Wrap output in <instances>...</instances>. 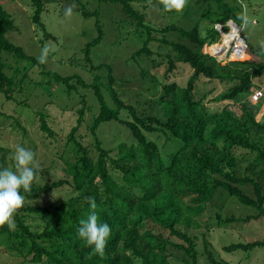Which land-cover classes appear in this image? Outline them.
<instances>
[{"label":"trees","instance_id":"trees-1","mask_svg":"<svg viewBox=\"0 0 264 264\" xmlns=\"http://www.w3.org/2000/svg\"><path fill=\"white\" fill-rule=\"evenodd\" d=\"M96 1L121 4L125 18L133 25L131 32L140 42L130 57L147 58L139 76L144 81L148 79V86L131 97L114 85L116 75L110 63L92 62L91 50L104 36L98 7L89 8L88 0H74L84 17L96 18L98 35L83 48L85 64L95 72L107 69L106 77L94 73V80L89 83L79 73L62 74L49 68L38 56L10 41L7 32L17 30L18 26L0 3V98L17 102L21 108L29 107L16 98V91L22 90L26 82L34 84L36 89L44 82L63 84L68 95L75 92L79 98L75 124L63 137L64 141L50 151L58 158L64 175L40 183L37 178L46 175L51 167L42 162L35 167L37 173L31 190L27 193L21 190L24 199L30 201L64 190L71 195L57 202L22 203L11 217L13 224H0V247L13 252L23 262L37 264H137V260L140 264H204L200 263L202 255L210 264H222L205 233L200 252L198 237L188 228L192 217L203 213L204 205L214 200L218 189L254 207L257 213L241 217L216 212L215 224L206 225L209 229L236 221L264 219L263 183L254 176L238 173L243 160L251 158L254 168L264 164L263 137L253 134L255 125L264 131V125L255 119L260 100L253 101L252 97L258 88L253 79L264 73V57H260L264 55V44L254 47L247 43L249 58L224 64L203 51L206 44L220 40L216 25L234 20L233 14L241 10L226 0H215L217 8L210 24L203 27L198 20L190 28L175 21L165 26L154 25L134 4L139 2L146 8L148 3H155L164 13L176 11L165 10L162 0ZM31 3L32 20L43 29L44 37L56 38L41 19L46 0H31ZM225 28L228 30L229 26ZM7 55L13 62H8ZM162 65H166L163 74L153 73L154 68ZM185 66L191 68L187 77L180 71ZM35 67L39 71L33 77L30 72ZM174 72L180 75L179 81L171 79ZM216 81L231 83L211 98L227 102L223 108H211L206 102L214 92ZM80 85L92 88L99 103L97 113L88 104L87 95L79 91ZM232 102L241 103V115L229 108ZM147 107L155 108L156 112H150ZM91 111L93 118L87 124V134L81 127ZM34 117L32 126H37L54 142L56 130L49 114L41 108L34 111ZM0 119L21 131L23 137L28 136L20 113L9 114L0 108ZM109 121L125 126L133 140L128 142L124 136L118 139L111 133L114 142L119 143L115 148L107 147L98 128ZM149 133L161 135L164 144L160 146L157 140L149 138ZM87 135L91 138L85 143ZM21 144L25 145L23 141ZM31 144H35L32 138L28 145ZM9 149L0 144V168L10 169ZM31 150L36 153L37 147ZM247 185L252 186L253 195L244 190ZM90 199L94 200L95 209L89 207ZM91 211L97 213L98 222L110 227L102 255L77 234L79 221L86 219ZM28 217L38 219L41 227L28 223ZM259 246H264V239L226 244L223 248L252 250Z\"/></svg>","mask_w":264,"mask_h":264},{"label":"rangeland","instance_id":"rangeland-1","mask_svg":"<svg viewBox=\"0 0 264 264\" xmlns=\"http://www.w3.org/2000/svg\"><path fill=\"white\" fill-rule=\"evenodd\" d=\"M85 2L87 0H84ZM88 7L93 9L98 7L100 9V20L104 27V36L100 43L93 46L91 50L92 62L98 64L101 62L110 63L113 66L114 74L116 75L115 86L121 93H127L130 97L132 94L141 91L142 88L148 86V79L140 78L139 70L146 65V56H140L137 59H132L133 52L140 46L137 36L131 32L133 25L125 18L122 11L121 4L118 2H100L96 0H88ZM230 5L240 6L241 10L236 11L234 21L241 27L240 33L248 44L257 47L264 44V0H226ZM3 7L11 13L18 26L17 30H10L6 36L10 41L17 45H22L24 49L30 53L38 56L43 55V61L49 68H52L62 74H81L89 83L94 80V73L99 72L100 75H107V69L104 68L100 71L90 70V65L85 64L83 48L86 43L98 35L96 27V18L84 17L79 10L78 6L74 5V0H46L45 9L42 12V22L45 24L46 29L51 32L56 38L44 37V31L38 23L32 20L33 6L31 0H0ZM137 8L145 12L147 20L157 26H165L168 23L176 22L186 28L193 26L196 21L200 20L201 25L206 27L210 24V19L217 8L215 0H184L181 10L172 13H164L163 10L155 3H148L145 5L141 3H134ZM71 8L70 13H66V9ZM205 13H208L205 17ZM232 32L227 35L229 40L233 41L237 38L238 47L230 54L229 57H224L221 63H227L231 60H244L250 57L245 50V41L239 35V28L234 23L232 24ZM225 30H227L225 28ZM225 40V42H226ZM230 44V42H229ZM228 44V45H229ZM223 43L213 45L212 52H218ZM247 48V47H246ZM46 50V51H45ZM203 51H209L207 46ZM220 57L225 56V53H219ZM264 57V55H260ZM8 62H13V58L7 55ZM41 59V58H40ZM166 65L153 69L155 74H163ZM188 66L183 67L180 71L183 76L187 77L191 70ZM39 69L34 68L30 74L36 76ZM171 77V76H170ZM105 79V80H104ZM103 80L107 82L106 78ZM171 79L180 80V75L174 72ZM44 80V79H40ZM44 82V81H43ZM147 83V84H146ZM255 87L264 89V73L253 79ZM214 92L208 96L206 102L211 108H223L227 102L213 101L211 99L217 96L220 92L227 89L231 83L216 81ZM213 85V84H212ZM80 90L88 97V104L93 105V110L98 112V100L92 92V88L82 87ZM107 90L105 91V93ZM126 95V94H124ZM16 98L23 100L24 103L29 104V107H19L17 102L2 99L3 106L0 108L9 114L20 113L22 122L28 128V136L23 137L21 131L13 129L9 123H2L0 119V144L9 147L8 159L10 169L15 170V150L17 146H22L31 150L33 146L37 147L35 155V165L37 167L42 162V165L51 166L46 175L39 176L37 179L40 183L46 180H51L58 176H63L64 171L58 158L51 154L50 151L56 149V145H60L64 141L63 137L75 124L77 114L76 108L79 106V98L77 94H67L63 84L43 83L38 89L34 84L26 82L22 90L16 91ZM52 98V99H51ZM51 99V100H50ZM241 104V103H240ZM238 102L229 104L237 116L241 115V105ZM258 113L255 117L256 122L264 125V96L258 102ZM44 110L49 114L51 125L56 130V140L53 142L49 137L44 136L37 126L33 127L34 109ZM152 113L156 112L155 108L147 107ZM33 109V110H32ZM18 110V113L17 111ZM147 110V112H148ZM92 113L88 112L85 116V121L81 127V131L87 133V124L92 121ZM123 112L122 115H125ZM83 128V129H82ZM253 134L256 136L261 135L262 142L264 143V131L259 130L255 125L253 127ZM98 133L101 139L105 142L107 147L115 148L119 142H114L111 133L116 134L115 137L121 138L131 142L133 139L129 137V130L123 125H117L114 121L104 122L98 128ZM88 134V133H87ZM119 134V135H117ZM149 138L155 139L159 145L164 144V139L157 133H149ZM35 140V144L28 145L30 139ZM91 136L87 135L84 142H89ZM58 140L60 142H58ZM25 145H22L21 142ZM176 142V141H175ZM174 147V144H171ZM48 147V148H47ZM167 148V147H166ZM169 149V146H168ZM54 161H51L53 160ZM56 162V163H55ZM55 163L54 166L51 164ZM238 173L248 174L259 179L264 186V164L254 168L251 164V158L241 161ZM244 190L253 195L251 185L244 187ZM214 200L204 205L203 213L193 216L191 225L189 226L190 232L196 234L199 243L198 247L200 252L203 251V233L206 238L210 239L211 248L214 255L222 264H264V246L255 247L252 250L235 249L227 251L223 247L226 244L237 242H250L254 240L264 239V219L253 218L249 222H232L227 226H213L210 229L207 224H215L216 212H221L224 216L236 215L245 217L248 214H256L257 210L252 206H248L239 202L235 197L227 195L220 189L217 190ZM67 191H58L46 195L38 200L24 199L22 203L43 204L47 202H57L70 196ZM27 222L33 224L34 227L39 228L38 219L33 217L26 218ZM13 224V222H11ZM208 234V235H207ZM4 247H0V264H37L35 262L21 261L20 258L13 252H5ZM202 255V254H201ZM200 263L210 264L204 255L200 258Z\"/></svg>","mask_w":264,"mask_h":264},{"label":"clouds","instance_id":"clouds-1","mask_svg":"<svg viewBox=\"0 0 264 264\" xmlns=\"http://www.w3.org/2000/svg\"><path fill=\"white\" fill-rule=\"evenodd\" d=\"M162 4L165 10L174 9L179 11L183 7L184 0H162ZM70 12L71 8L69 7L66 9V13ZM234 23L236 22L234 21ZM228 30H224V32L227 33ZM221 39L222 34L218 42L210 45L206 44L204 49L206 46L209 48L212 45L221 43ZM40 58L43 60V55ZM15 160V171L8 168H0V224L11 223L13 213L21 206L24 200L21 190H23L24 193L31 190L32 182L37 173V170L34 167L35 159L32 150L17 146L15 150ZM89 207L91 209L96 208L94 200H89ZM77 234L85 244L93 246V250L102 255L107 238L110 234V227L105 222H98L97 213L91 211L86 219H81L79 221ZM137 264H140L139 260H137Z\"/></svg>","mask_w":264,"mask_h":264},{"label":"built area","instance_id":"built-area-1","mask_svg":"<svg viewBox=\"0 0 264 264\" xmlns=\"http://www.w3.org/2000/svg\"><path fill=\"white\" fill-rule=\"evenodd\" d=\"M230 21H232V20H230ZM235 24H236V23H235ZM226 25L229 26V30H228V32H227V35H228V34H230V33L232 32V25L229 24V21L226 22ZM236 25L238 26V24H236ZM224 26H225V24H221V23H219V24L216 25L217 29H218V30L221 32V34H222L221 43H224L225 40H226V33L224 32V29H223ZM238 28H239V35L242 37V35H241V33H240V29H241V27L238 26ZM242 38H243V37H242ZM243 39H244V38H243ZM244 41H245V40H244ZM237 42H238V41H237V38H235L233 41H232V40L230 41V44H229V45L225 46V47L222 48L220 51L213 53L212 50L209 49V51H207V52H209L211 55L215 56L219 61H222L224 57H229L230 54L233 53L234 50L238 47ZM246 47H247V44H246V42H245V49H246ZM222 52H225V56L220 57L218 54H219V53H222ZM263 96H264V89H263V88H257V89L252 93L253 101H258V100H260L261 97H263Z\"/></svg>","mask_w":264,"mask_h":264},{"label":"bare ground","instance_id":"bare-ground-1","mask_svg":"<svg viewBox=\"0 0 264 264\" xmlns=\"http://www.w3.org/2000/svg\"><path fill=\"white\" fill-rule=\"evenodd\" d=\"M232 24H234V23H232ZM227 39H228V40H226V42L223 43V45L220 47L219 51H220L222 48H224L225 46H227V45L229 44V42H230V40H229V39H230L229 36L227 37ZM224 53H225V52H222V54H224Z\"/></svg>","mask_w":264,"mask_h":264}]
</instances>
